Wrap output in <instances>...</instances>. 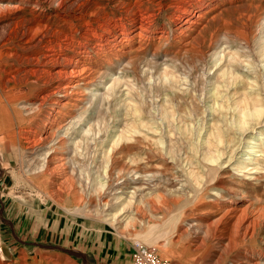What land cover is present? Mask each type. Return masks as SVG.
<instances>
[{"label":"rangeland","instance_id":"1","mask_svg":"<svg viewBox=\"0 0 264 264\" xmlns=\"http://www.w3.org/2000/svg\"><path fill=\"white\" fill-rule=\"evenodd\" d=\"M251 3L264 7V0ZM164 23L162 16L157 17L155 28H162ZM54 24L64 26L59 21ZM73 24V30L78 31L74 34L76 41L84 30L83 25ZM239 45L240 42L232 43L225 55L238 53ZM251 47L238 53L244 61L242 65L230 64L232 68L228 71L239 77L226 92L220 89L228 82L220 73L224 69L217 70L218 66L213 63L195 64L196 69L190 68V71L188 62L172 63L176 66V75L183 78L182 87L175 89L162 86L159 81L142 80L140 70L128 72L127 86L131 87L128 96L116 93L112 99L87 105L89 111L84 114V122L77 119L72 125L78 124L69 128V133L74 132V142L83 134L80 126L83 130L91 126L95 135L89 138L83 163L85 180L77 177L71 180L68 194L51 196L50 190L55 189H41V172L32 170L34 165L30 163L26 147L19 142H4L0 136V248L6 249L9 255L7 259L0 256V264L12 261V264H38L42 257H59L61 264H132V242L154 249L161 260L170 264H234L232 255L219 259L218 242L225 243L227 234H216L209 239L213 250L205 257L203 251L207 248L197 251L192 231L195 227L189 228V224L194 223L193 218L206 216L207 212L208 219H212L220 209L235 203L240 206L244 202L252 208L264 209V59L260 61L262 64L256 62L259 50L256 45ZM163 59L160 54L158 62ZM204 76L208 77V82ZM215 81L220 89L216 97L210 93ZM107 87L105 83L99 89L102 92ZM22 89L26 91L25 87ZM126 89L122 86L117 90L124 93ZM243 93L249 94L245 101ZM51 101L50 98L35 101L32 107L34 99L30 97L20 115L12 112L0 115V127L20 126L26 133L38 131L42 121L48 125L47 118L58 117ZM239 103L262 109L259 119H247L243 132L232 121V108ZM64 130L67 126L60 133ZM120 132L125 138L116 154L104 155L113 143L112 136ZM223 141L226 143L222 144ZM252 144L257 145L254 153L250 152ZM65 147H56L51 153H64ZM214 151L220 156L211 164L205 153ZM192 170L195 177L189 176ZM247 249L252 261L258 260V250H263L264 254V229ZM19 256L24 257L25 262Z\"/></svg>","mask_w":264,"mask_h":264},{"label":"bare ground","instance_id":"2","mask_svg":"<svg viewBox=\"0 0 264 264\" xmlns=\"http://www.w3.org/2000/svg\"><path fill=\"white\" fill-rule=\"evenodd\" d=\"M251 1L0 0V115L7 112L20 115L26 108L24 107L26 100L30 97L34 99V103H31L32 107L36 105L35 101L41 102L50 98L58 115L55 119L47 118L48 125L42 121L38 131H29V133L24 132L20 126L0 127L2 140L11 144L19 142L21 146L26 147L31 157L30 163L34 165L32 170L41 172L43 178V183H40L41 189L42 187L46 190L48 187L55 189L50 190L51 196L68 194L71 180L75 177L83 179L85 175L83 163L88 141L91 135H95L91 126L87 125L88 128L85 130L83 126H80V132L83 134L77 142H74V132L69 133V128L84 120V114L89 111L87 105L112 99L116 93L120 96H128L129 89L131 90V87L127 86L128 72L136 73L140 70L142 80L159 81L162 86L175 89L181 86L183 78L176 75L174 70L176 66L172 63L178 61L186 64L188 62L189 71L196 69L195 64L201 63L205 66V64L213 63L214 66H218L217 70L224 69L220 73L223 79L227 77L228 82L226 83L225 80L226 84H223L224 86H221L223 88L220 89L226 92L239 77L228 69L234 63L240 65L244 63L238 55L239 52H243L242 49H250L252 44L256 45L259 50L256 62L260 63L261 59H264V7L259 4L254 5ZM89 14L95 16H89ZM159 16L164 18L165 23L162 28H155L156 19ZM54 21L62 22L64 26L56 27ZM73 23L83 25L84 30L80 39L76 41L74 34L78 31L73 30ZM237 42L241 44L238 47L239 52L225 55L231 48V44ZM160 54L164 59L158 62ZM226 56L228 59L225 60ZM28 77L34 79L29 80ZM207 79L206 76L205 80ZM253 82L256 80L254 79ZM105 83L108 87L101 92L99 86H104ZM216 83V81L212 83L210 90L215 97L220 95V89L215 86ZM122 86L127 87L124 93L117 90ZM22 87H25L26 91H22ZM94 87L96 89H92ZM99 91L100 94H98ZM247 95L249 94H242L243 101L247 99ZM250 100L253 102V99ZM243 104L239 103L232 108L234 117L232 121L242 132L248 125V118H258L262 114L259 106L248 107ZM31 105L30 108H32ZM218 108L222 109V106ZM58 118L61 123L57 122ZM75 120L78 122L72 125ZM66 126L67 130L60 133ZM128 133L131 134V132ZM124 138L122 132L118 135L114 134L113 143L103 154L115 155ZM158 143L162 144L161 141ZM218 143H221L220 139ZM224 143L226 142L223 141L222 144ZM64 146H67L64 148L66 152L52 154L58 147ZM255 148L257 145L252 144L250 152L254 153ZM219 156L218 151L205 153L207 161L211 164L216 163ZM193 173L194 171L189 176L195 177ZM194 180L199 186V180L196 178ZM243 203L240 206L235 203L223 209L219 208V214L217 213L218 215L212 219H208L207 211H205L206 216L193 218L194 223L189 224V228L195 227L192 231L196 237L197 251H203L206 247L203 253L207 257L211 252L210 249L213 250L212 245H209V239L216 234L218 236L227 234L225 243L218 240L219 246L216 248L219 259L223 260L228 255H232L234 264H264L263 250H258V260L252 261L247 249L264 229V209H257V206L255 209L251 204ZM0 256L7 259L9 256L7 250L0 248ZM20 258L25 262L24 257ZM38 264H61V259L42 257L38 260Z\"/></svg>","mask_w":264,"mask_h":264},{"label":"built area","instance_id":"3","mask_svg":"<svg viewBox=\"0 0 264 264\" xmlns=\"http://www.w3.org/2000/svg\"><path fill=\"white\" fill-rule=\"evenodd\" d=\"M130 259L132 264H170L166 260H161L154 249L140 242L131 243Z\"/></svg>","mask_w":264,"mask_h":264}]
</instances>
